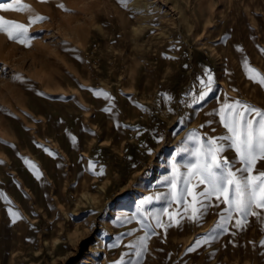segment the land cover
I'll return each instance as SVG.
<instances>
[{
  "label": "rangeland",
  "instance_id": "1",
  "mask_svg": "<svg viewBox=\"0 0 264 264\" xmlns=\"http://www.w3.org/2000/svg\"><path fill=\"white\" fill-rule=\"evenodd\" d=\"M23 3L31 11L0 16L25 25L29 16L46 19L29 27L27 47L0 33V193L7 198L0 197V264L127 261L128 245L145 235L142 223L152 222L147 214L168 206L156 197L169 195L173 164L183 175V165L195 162L200 144L189 136L226 135L217 114L225 102L264 110V89L242 67L246 58L264 73V0ZM206 73L210 91L199 82ZM200 91L205 98L193 103ZM223 155L235 162L234 150ZM9 208L19 213L15 223ZM217 211L211 207L200 225L155 229L140 264H264V236L252 217L243 231L230 223L228 233L186 251Z\"/></svg>",
  "mask_w": 264,
  "mask_h": 264
},
{
  "label": "snow or ice",
  "instance_id": "2",
  "mask_svg": "<svg viewBox=\"0 0 264 264\" xmlns=\"http://www.w3.org/2000/svg\"><path fill=\"white\" fill-rule=\"evenodd\" d=\"M39 2L47 3L48 0H39ZM119 2L122 7H127L130 0H119ZM13 5L19 6L13 7ZM57 7L66 10L63 4H58ZM0 10L28 12L31 8L23 3V0H12L11 4L0 3ZM45 19L46 17L42 15L29 16L28 24L25 25L0 16V33L6 34L8 40L27 47L30 46L32 39L29 35V27ZM242 67L246 78L264 89V73L250 66L246 58ZM205 75L206 80L201 79L199 82L210 91L213 78L210 73ZM89 91H92L95 96H103L106 100H111L109 94L102 90L89 89ZM205 95L206 92L200 91L198 96L192 97V102L198 103L205 98ZM103 110L109 112L111 107ZM217 114L227 134L220 137H209L206 142H200L195 133L189 136L190 140H196L200 144L191 153L195 157V162L183 165L187 169L183 175L173 164L171 177L165 178L169 182V195L161 194L156 197L157 200H166L168 206L159 212L147 214L146 218L152 222L142 223L141 227L145 235L135 244L128 245L130 257L127 261L122 256L114 264H140V258L147 250V239L150 235L156 234L155 229L167 231L173 226L180 227L183 221L200 225L213 206L219 209L216 212L218 219L203 237L195 239L193 244L187 248V252H194L203 244L228 233L230 223L232 228L243 231L248 226L250 217L260 221L261 234L264 236V170L257 171V164L264 161V110L235 100L225 102ZM72 139L74 142L75 137ZM226 149L234 150L235 162L223 155ZM44 151L52 155L48 149ZM181 151L188 152L189 149L184 148ZM24 163L29 166L33 175L40 179L41 174L35 163L27 158L24 159ZM236 164H239V167ZM88 167L93 169L95 166L89 161ZM96 174L102 175V169ZM178 180H182L180 187H178ZM201 185H203L202 189ZM0 197L7 200L3 193H0ZM188 197H191V200ZM151 199L142 201L141 207L145 203H150ZM7 202L10 203V201ZM173 205H175L174 208ZM220 205L223 207L220 208ZM7 211L13 217V223L20 218L19 213L12 208ZM161 216L167 217V222L162 220ZM127 235H132V232H128ZM259 243L261 247H264V238Z\"/></svg>",
  "mask_w": 264,
  "mask_h": 264
},
{
  "label": "bare ground",
  "instance_id": "3",
  "mask_svg": "<svg viewBox=\"0 0 264 264\" xmlns=\"http://www.w3.org/2000/svg\"><path fill=\"white\" fill-rule=\"evenodd\" d=\"M137 6H139V5H137ZM232 7H233V5H232ZM94 59V58H93ZM93 62V61H92ZM66 63V62H65ZM85 63V62H84ZM86 65V64H85ZM88 65V64H87ZM68 66V65H67ZM92 66V65H91ZM87 67V66H86ZM88 70H90V68L88 69ZM118 71V70H117ZM125 71H127V70H125ZM124 72V71H123ZM74 73V72H73ZM88 73V72H87ZM120 73V72H119ZM76 74V73H75ZM90 76H91V74H90ZM81 77V76H80ZM78 78V77H77Z\"/></svg>",
  "mask_w": 264,
  "mask_h": 264
}]
</instances>
